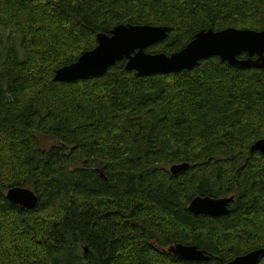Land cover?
<instances>
[{"label": "trees", "instance_id": "obj_1", "mask_svg": "<svg viewBox=\"0 0 264 264\" xmlns=\"http://www.w3.org/2000/svg\"><path fill=\"white\" fill-rule=\"evenodd\" d=\"M126 24L167 27L147 51L170 55L201 30L264 31V0H0V264H222L264 249V155L250 152L264 139V71L209 58L137 76L121 60L54 81ZM12 188L36 206L10 204ZM197 196L234 200L210 217L187 211ZM174 244L209 259L161 251Z\"/></svg>", "mask_w": 264, "mask_h": 264}, {"label": "water", "instance_id": "obj_2", "mask_svg": "<svg viewBox=\"0 0 264 264\" xmlns=\"http://www.w3.org/2000/svg\"><path fill=\"white\" fill-rule=\"evenodd\" d=\"M111 37L99 34L97 36L98 47L93 51L80 55L77 62L59 68L54 80L56 82L72 83L78 80H86L90 77L102 76L116 61L126 60V69L134 70L139 76L150 74H164L193 69L198 60L207 56H218L230 65H236L232 55L238 52H246L248 59L243 68L250 66L263 67L264 63V32L249 30L226 29L221 32L208 30L195 36V40L178 53L167 57L163 54L152 56L145 53V49L154 42L163 41L164 31L145 26L118 25L111 32ZM252 56H257L258 61L253 63ZM237 66V65H236ZM264 152L263 148H260ZM186 165H173L171 174H177L185 170ZM7 199L21 210L33 209L37 204L36 195L24 188H14L7 193ZM226 202L218 203V199L198 197L190 206L193 213H207L212 215L226 214ZM181 259L196 261L203 259V255L194 248H184L180 245L170 248ZM264 255V249L252 252L242 257L235 258L227 264H258Z\"/></svg>", "mask_w": 264, "mask_h": 264}, {"label": "bare ground", "instance_id": "obj_3", "mask_svg": "<svg viewBox=\"0 0 264 264\" xmlns=\"http://www.w3.org/2000/svg\"><path fill=\"white\" fill-rule=\"evenodd\" d=\"M127 25H129V24H127ZM131 26H145V27H148V28H152V29H156V30H159L160 32H162V31H164V34H165V37H164V40L167 38V34H168V31H169V29L167 28V27H164V26H150V25H131ZM226 29H234V28H226ZM226 29H223V30H219V31H213L212 29H207V30H201V31H198L194 36H193V38H192V40L188 43V44H190L191 42H193L194 40H195V36L198 34V33H200V32H202V31H205V32H207L208 30H212L213 32H221V31H224V30H226ZM114 30V28L108 33V34H103V35H106V36H109V37H111L112 35H111V32ZM235 30H249V29H235ZM249 31H254V30H249ZM255 32H264V31H255ZM98 36V35H97ZM163 40V41H164ZM96 42H97V37H96ZM160 42H162V41H158V42H154V43H152V44H150L149 46H148V48L149 47H151V46H153V45H155V44H158V43H160ZM187 44V45H188ZM187 45L184 47V48H182L181 50H179V51H177V52H174V53H172V54H170V55H167V54H164V53H150V52H148L147 51V49L148 48H146L145 49V53H147V54H150V55H152V56H155V55H160V54H163V55H165V56H167V57H170L171 55H173V54H175V53H178V52H181V51H183L186 47H187ZM96 47H98V42H97V45H96ZM96 47H94L92 50H90V51H93ZM90 51H86V52H90ZM85 53V52H84ZM238 53H240V54H238V55H232V59H233V61L236 63V65H230L227 61H223V60H221V58L220 57H218V56H212V55H210V56H207V57H205V58H203V59H200V60H198V62H197V64H196V66L195 67H197V65L201 62V61H204V60H207V59H209V58H218L221 62H225L228 66H231V67H234V68H236V69H238V70H249V69H259V70H263L264 71V65H263V67H259V66H255V65H253V66H250V67H246V68H243L242 66H243V64H244V62H245V60L246 59H248V56L246 55V52H238ZM241 55H245V58L243 59V58H239ZM251 61L253 62V63H255V62H257L258 61V58H257V56H252L251 57ZM78 60V59H77ZM77 60L74 62V63H76L77 62ZM124 61H125V63H124V69L126 70V71H130V72H134L137 76H139L138 75V73L136 72V71H134V70H127L126 69V60L125 59H123ZM119 61H121V60H119ZM119 61H116V62H119ZM115 62V63H116ZM74 63H72V64H74ZM258 63H264V62H262V61H259ZM71 65V64H70ZM113 66V65H112ZM112 66H110V67H112ZM109 67V68H110ZM194 67V68H195ZM109 68H108V70H109ZM107 70V71H108ZM192 70V69H191ZM57 71V70H56ZM56 71H55V73H56ZM183 71H185V70H183ZM190 71V70H189ZM179 72H181V71H179ZM179 72H172V73H179ZM107 73V72H106ZM172 73H164V74H172ZM164 74H150V75H164ZM104 75V74H103ZM102 75V76H103ZM144 76H149V75H144ZM54 77H55V74H54ZM96 77H101V76H95V77H90V78H96ZM54 79V78H53ZM87 80V79H86ZM55 81V80H54ZM78 81H83V80H78ZM76 82V81H75ZM60 83H64V82H60ZM72 83H74V82H72ZM263 141H264V139H260V140H258V141H256L251 147H250V152L252 153V152H258V153H260L261 155H264V152L260 149L261 147L263 148ZM175 165H178V166H182V165H186V168H185V170L186 169H188V164L187 163H182V164H175ZM173 166V165H172ZM171 167V166H170ZM170 167H169V169H170ZM185 170H183V171H185ZM183 171H180L179 173H181V172H183ZM169 172H170V170H169ZM179 173H177V174H171V175H174V176H176V175H178ZM12 189H14V188H12ZM12 189H9L8 191H10V190H12ZM17 189V188H16ZM24 189H26V188H24ZM27 190H29V189H27ZM8 191L6 192V194H5V199L10 203V204H12V205H14V206H17V207H19V209L21 210V206L20 205H16V204H13V203H11L8 199H7V193H8ZM31 191V190H30ZM32 192V191H31ZM198 197H201V196H197V197H194V198H192L190 201H189V203H188V205H187V211L188 212H190V213H192V214H194V215H205V216H210V217H219V216H225V215H227L228 214V212H229V205H230V203L234 200V198L233 197H222V198H211V199H218V203H225L226 202V206H225V208H226V211H227V213L226 214H223V215H212V214H207V213H193V212H191V211H189V206L198 198ZM201 198H206V197H201ZM207 198H210V197H207ZM26 210H32V209H24V210H21V212H23V211H26ZM178 245H180V246H182V247H184V248H194L195 249V251L196 252H199V253H201L202 255H203V259H201V260H196V261H188V260H184V259H181V258H179L178 256H176L173 252H170V248H175L176 246H178ZM258 250H261V249H257V250H253V251H250V252H248V253H246V254H244V255H241V256H238V257H242V256H245V255H247V254H250V253H252V252H255V251H258ZM161 251L162 252H164V253H167V254H170L171 256H173L174 258H176V259H178V260H181V261H185V262H205V261H208V256H206L202 251H200V250H198L195 246H187V245H181V244H174V245H170L169 247H167L166 249H161ZM238 257H235V258H238ZM234 258V259H235ZM233 259V260H234ZM233 260H231V261H229V262H232ZM228 262V263H229ZM222 264H227V263H222Z\"/></svg>", "mask_w": 264, "mask_h": 264}, {"label": "rangeland", "instance_id": "obj_4", "mask_svg": "<svg viewBox=\"0 0 264 264\" xmlns=\"http://www.w3.org/2000/svg\"><path fill=\"white\" fill-rule=\"evenodd\" d=\"M2 33H4V32H2V31L0 30V34H2ZM4 35H5V36L2 37L3 40H4L5 37H6V34H5V33H4ZM161 43H162V42H161ZM158 44H160V43H158ZM158 44H156V45H158ZM96 45H97V42H96ZM156 45H155V46H156ZM95 47H96V46H95ZM149 48H150V47H149ZM149 48H148L147 50H149ZM84 52H86V51H84ZM84 52H83V53H84ZM79 57H80V56H79ZM75 61H76V60H75ZM75 61H74V62H75ZM28 189H29V188H28Z\"/></svg>", "mask_w": 264, "mask_h": 264}]
</instances>
